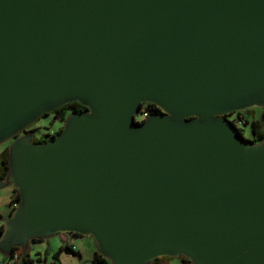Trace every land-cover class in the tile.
<instances>
[{
	"label": "water",
	"instance_id": "95a60500",
	"mask_svg": "<svg viewBox=\"0 0 264 264\" xmlns=\"http://www.w3.org/2000/svg\"><path fill=\"white\" fill-rule=\"evenodd\" d=\"M254 107L264 0H0V255L72 233L109 264H264V121L253 142L222 117Z\"/></svg>",
	"mask_w": 264,
	"mask_h": 264
},
{
	"label": "trees",
	"instance_id": "16d2710c",
	"mask_svg": "<svg viewBox=\"0 0 264 264\" xmlns=\"http://www.w3.org/2000/svg\"><path fill=\"white\" fill-rule=\"evenodd\" d=\"M141 108L146 109L149 114H151V112L158 111L157 106L150 102L140 103L139 109ZM81 109L84 111L86 110V108L80 103H78L77 101H69L68 103H66V105L62 107L59 106L54 111L49 112V114L55 115L57 117L56 119L63 123L65 118L69 115L70 112L72 113L81 112ZM235 120H239L242 126H245V125L249 126V136H251L252 141H259L263 137L262 122L258 120L257 118H250L248 120L242 115L241 112H237V116H235ZM60 129H61V126L58 128L55 134H57L60 131ZM238 130L241 134H243V130L241 128H238ZM33 141L41 142L39 138H35V137L33 138ZM7 165H8V144L5 145L2 149H0V178H3L5 176ZM12 191H13V195L11 198H13L14 200H18L19 199L18 192L13 187H12ZM1 227L2 225H0V229ZM37 240L39 241L41 239H33L32 241H37ZM18 249L20 248L13 247L11 252L8 255L6 256L0 255V256L4 257L5 258L4 261H6L12 258L14 253H17V259L13 262V264H32V263L39 264L41 263V261H43L42 257L38 253H36L37 256L33 259L28 254L29 249H27L26 251L20 250V252L17 251ZM73 251H74L73 248H71V246L69 245H66V244L60 245L55 251L52 252L51 254L52 260L48 264H60L58 261L59 255L61 253H70ZM160 258H165V257H160ZM180 259L182 261L188 262L189 264V261H187L186 259L184 258H180ZM88 260L91 262V264H109V262L102 255L96 252L95 249L92 252ZM158 260L159 258H156L153 262L148 263V264H157Z\"/></svg>",
	"mask_w": 264,
	"mask_h": 264
},
{
	"label": "rangeland",
	"instance_id": "374dc122",
	"mask_svg": "<svg viewBox=\"0 0 264 264\" xmlns=\"http://www.w3.org/2000/svg\"><path fill=\"white\" fill-rule=\"evenodd\" d=\"M241 113L248 120L250 118H257L261 122L264 121V109L263 108L254 107V108L243 110V111H241ZM56 118L57 117L53 114H47V115L41 116L32 126L34 136L42 138L46 134H49L52 131L56 130L60 126V122ZM243 134L245 136L249 135V126L248 125L243 126ZM7 144H8V142L1 144L0 149ZM6 187H8V186H4L0 189H5ZM8 212L6 214H8ZM63 235L64 234H59L56 236H50L48 238H44V239H41L39 241L38 240L37 241H29V243H28V246H29L28 254H29V256L34 259L37 256L36 253L43 254L44 251L51 252V250L56 249L58 247V245L61 244L60 237H63ZM78 236L82 237V238H78L75 242L78 245V248L81 250L82 256L85 259H89L91 250L95 249L93 241L89 236H86V235H78ZM17 251L20 252V249H18ZM43 263H44V260L41 261L40 264H43ZM186 264H188V263H186Z\"/></svg>",
	"mask_w": 264,
	"mask_h": 264
},
{
	"label": "crops",
	"instance_id": "0c3cea01",
	"mask_svg": "<svg viewBox=\"0 0 264 264\" xmlns=\"http://www.w3.org/2000/svg\"><path fill=\"white\" fill-rule=\"evenodd\" d=\"M12 195H13V191H12L11 186L6 187L5 189H0V215H6V213L8 211H10L9 210V201H10ZM78 238H82V237H79L78 235H74V234H70V233H68V234L65 233L63 235V237H60L61 244H59L58 247L60 245L66 244V245L71 246V248H73V250H74L73 252H70V253H61L59 255V260H58L60 264H78L82 259H85L82 256L81 250L78 248V245L75 242ZM56 249L51 250V252L44 251L43 254H39L42 257V259L44 260L43 264H48L49 262H51V260H52L51 254ZM93 251L94 250H91L90 256H91ZM4 260H5V258L0 256V263L1 264ZM157 264H186V263H185V261H182L180 258H167V257H165V258H159V260L157 261Z\"/></svg>",
	"mask_w": 264,
	"mask_h": 264
},
{
	"label": "built area",
	"instance_id": "2783aa9c",
	"mask_svg": "<svg viewBox=\"0 0 264 264\" xmlns=\"http://www.w3.org/2000/svg\"><path fill=\"white\" fill-rule=\"evenodd\" d=\"M151 113H153V112H151ZM149 115L150 114L148 113V111L146 109L141 108V109L138 110V112L136 114L133 115V121L136 122V123H140L145 118H147ZM231 122L236 127L241 128L243 130V126L241 125V123H240L239 120H235V118H234V119L231 120ZM243 136H244V134H243ZM17 203H18V200H14L13 198H11L10 201H9V207H10V209L16 207ZM16 259H17V253H14L13 256H12V258H10V259L2 262V264H13V262ZM32 264H36V263H32ZM78 264H91V262L88 259H82Z\"/></svg>",
	"mask_w": 264,
	"mask_h": 264
},
{
	"label": "flooded vegetation",
	"instance_id": "af4514ba",
	"mask_svg": "<svg viewBox=\"0 0 264 264\" xmlns=\"http://www.w3.org/2000/svg\"><path fill=\"white\" fill-rule=\"evenodd\" d=\"M68 103V102H67ZM64 105H66V103L65 104H63V105H61V107L62 106H64ZM81 111H84V110H82L81 109ZM237 112H241V111H235V112H230V113H227V114H225V115H223L222 117H224L225 119H227V120H232V119H234L235 118V116H237ZM72 112H70L69 114H71ZM47 114H49V113H47ZM60 122V121H59ZM62 122H60V126H62ZM33 125H31V126H29L27 129H26V132H28V131H30L31 129L33 130V127H32ZM59 126V127H60ZM58 127V128H59ZM58 128L56 129V130H54V131H52L51 133H49V134H46L44 137H35V138H39L40 139V141H44V140H48V139H50V138H52L53 136H55V133L57 132V130H58ZM244 137L245 138H248L249 140H251L252 138H251V136H245L244 135ZM252 141V140H251ZM8 142V144H9V142H10V140L9 141H7ZM253 142H256V141H253ZM12 187V186H11ZM9 210H10V207H9ZM0 225H1V222H0ZM68 234V233H67ZM70 234H72V233H70ZM74 235H77V234H74ZM185 263H188V262H185Z\"/></svg>",
	"mask_w": 264,
	"mask_h": 264
}]
</instances>
